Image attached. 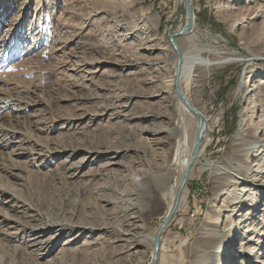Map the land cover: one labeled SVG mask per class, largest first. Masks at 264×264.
<instances>
[{
	"label": "rangeland",
	"instance_id": "obj_1",
	"mask_svg": "<svg viewBox=\"0 0 264 264\" xmlns=\"http://www.w3.org/2000/svg\"><path fill=\"white\" fill-rule=\"evenodd\" d=\"M18 2L20 12L30 7L18 27L22 56L0 70V98L10 108L27 107L15 125L26 137L0 148V264H131L137 259L133 253L140 250L122 236V231L133 230L124 201L129 192L140 189L137 179L147 178L171 155L147 130L165 127L163 115L181 112L176 98L160 93L168 73L133 66L164 57L161 48L186 23V0ZM194 10L196 50L244 60L264 54V15L256 16L254 5L194 0ZM153 13L160 19L157 30L146 23ZM12 32V27L0 25V49ZM180 45L185 48L183 41ZM8 47L0 54L8 57ZM80 61L87 67H78ZM254 65L256 76L248 81V91L264 80V62ZM245 67L238 63L198 69L183 85L188 101L211 127L202 162L218 164L237 157L233 137L242 117L249 115L250 96L242 94L248 78ZM186 117L194 129L196 121ZM29 138L35 142L24 144ZM22 148L28 155L17 156ZM77 149L82 152H73ZM259 159L246 156V164ZM199 165L188 182L186 203L162 235L160 262L189 264L202 226L218 222L223 227L233 213V208L223 211L226 195L217 196L219 183ZM246 179L261 185L257 191L262 198L257 208L248 207L235 219L246 215L250 221L242 228L251 225L256 230L252 236L263 240L264 180L254 182L257 176L251 175ZM146 202L149 232L155 233L165 204L154 187ZM220 214L224 217L219 220ZM48 221L61 226L47 228ZM37 228L42 233L35 239L32 232ZM152 253L144 256L145 264H151Z\"/></svg>",
	"mask_w": 264,
	"mask_h": 264
},
{
	"label": "bare ground",
	"instance_id": "obj_2",
	"mask_svg": "<svg viewBox=\"0 0 264 264\" xmlns=\"http://www.w3.org/2000/svg\"><path fill=\"white\" fill-rule=\"evenodd\" d=\"M225 1L229 4L242 2L245 4V8L246 6L254 5L256 10L255 15L258 17L264 15V0ZM19 2L18 0H0V25H2V27L10 26L13 28L12 35L3 39L1 42L3 45L0 50L3 49L2 52L4 53L7 46H9L8 50L10 53L9 56L7 55L8 57H5L3 53L0 54V70L7 68L12 61L22 56L19 49H17V47H19L18 42L22 39V36L20 37L21 31L19 32L18 27L25 23L30 13V7L27 4L22 12H20L21 5ZM179 2L180 0H176V3ZM18 6L20 7L19 11ZM246 10L251 11V9ZM23 11L25 12L23 13ZM146 23L151 26V29L157 30L160 19L154 13L149 14ZM187 24L188 16L186 17V23L181 25L173 33L176 35L174 43L176 44L177 50L174 49L172 42L168 38L167 44L161 48L163 51V58L143 61L133 66L136 69L145 68L158 75L168 73L170 77L162 81L161 87L163 91L160 93L161 95L171 94L176 98L179 102L181 112L163 115L167 119V125L165 127L156 125L152 129L147 130L153 140L158 141L159 144L160 142L164 143V146L168 148L170 151L169 154L171 155L166 157L167 159L164 160L163 166L156 170H152L147 178L137 179L140 189L129 192V198L127 200L123 198L125 200L124 205L128 212L127 218L131 222L133 230L122 231V236L126 239V242L131 248H138L140 250L138 254L133 253L136 254L137 259L131 260V264H145L144 256H146L149 250H153L151 260V264H153L157 237L159 236V242H161L162 235L172 222L176 212L186 203L189 192L188 182L196 166L202 163L201 172L210 171L212 177L214 176V180L219 183L217 196L226 195L224 200L226 209L223 211H230V208H233V213L226 217L223 227H220L218 222L214 224L207 222L202 226L201 241L197 247L198 250L189 264H236L238 260L241 262L240 264H264V238L260 240L252 236L256 233V230L251 225L246 230L242 228V225L246 221H250L246 215L242 220L239 219L237 222L235 219L240 216L238 213L242 210L248 207L257 208L262 198L257 191V188L261 185L248 181L246 177L250 175L252 178L257 176L256 180L253 179L254 182H263L264 180V167L261 168L262 164H260L263 163L264 165V160L260 158V156L264 157V80H260V83L254 86L253 91H248L247 87L248 81L254 79L256 76L254 63L264 62V54L253 55L252 58L247 60L242 58L211 57L212 52L208 50L204 52L196 50V42L199 39V33L196 31L197 16L194 6L193 15L191 17L192 26L189 31L182 32ZM180 41H183L184 49L181 47ZM81 61L78 67L84 68L88 65L86 62L82 63ZM238 63L246 66L245 69L248 78L243 83L242 94L244 97L248 95L250 98L247 103L249 115H244L242 117L238 130L233 137L234 155L237 157L231 158L225 163L214 164L207 159L202 162L200 156L210 142L211 127L204 114L197 110L188 101L187 97L186 100L188 103L195 112L202 117V122H200L198 116L188 110L179 100L176 94V84L179 85L186 96L183 85L184 83L188 84L189 81L194 79L196 70H209L213 67H224ZM151 80L154 82L153 79ZM2 100L3 99L0 98V148L3 150V148L5 149L11 146L12 141L16 140L17 137H26L15 125L17 121L22 118L19 119L18 117L23 114L22 112L24 110H27V107L24 106V108H22L17 106L10 108V106L4 104ZM3 112H7V114ZM186 116L196 121L194 129L190 127L189 119L187 120ZM32 138H29L27 142L24 140V144L33 142L34 140ZM197 139H200V148L196 157L193 158ZM21 150H23V152H19L17 156L28 155V151L25 148ZM73 152L81 153L82 151L77 149ZM164 153L166 154V152ZM246 156H257V159H260L259 161L256 160L255 164L248 165L246 164ZM115 165H117V163ZM152 187H154L157 194L162 199L163 204H165V212L159 218L161 224L155 233L149 232V225L147 223L149 208L146 199L148 197V190ZM0 193L3 194L2 192ZM117 203L119 204V202ZM247 215L249 217L248 213ZM223 217L224 215L220 214L218 219H223ZM45 226L47 228H57L61 225L55 221H48ZM41 233L40 228H37L32 232V237L37 239ZM236 240H241V242H239V248H235L234 246ZM160 248L161 244L159 246V251ZM159 251L156 256L155 264H168L167 260L160 262Z\"/></svg>",
	"mask_w": 264,
	"mask_h": 264
},
{
	"label": "water",
	"instance_id": "obj_3",
	"mask_svg": "<svg viewBox=\"0 0 264 264\" xmlns=\"http://www.w3.org/2000/svg\"><path fill=\"white\" fill-rule=\"evenodd\" d=\"M186 3H187L188 24L182 32L189 31L191 26H192L191 17L193 15L194 0H186ZM175 36H176L175 34L170 35L169 40L172 42L174 49L177 50L176 44L174 43ZM176 94H177L179 100L188 108V110H190L192 113H194L196 116H198L200 122H202V120H203L202 117L198 113H196L195 110L192 108V106L188 103V101L186 100V96L184 95V93L182 92V90L180 89L178 84H176ZM199 148H200V139H197L196 145L194 148V152H193V158L196 157V154H197ZM184 184H185V182H184ZM159 246H160V242H159V236H158L157 240H156V244H155V255H154L153 264H155V262H156V256H157L158 251H159Z\"/></svg>",
	"mask_w": 264,
	"mask_h": 264
},
{
	"label": "trees",
	"instance_id": "obj_4",
	"mask_svg": "<svg viewBox=\"0 0 264 264\" xmlns=\"http://www.w3.org/2000/svg\"><path fill=\"white\" fill-rule=\"evenodd\" d=\"M233 120H234V119H233ZM233 120H232V122H231V127H232V128H234V126L236 125L235 121H233Z\"/></svg>",
	"mask_w": 264,
	"mask_h": 264
}]
</instances>
